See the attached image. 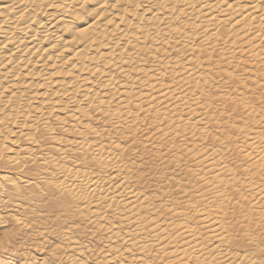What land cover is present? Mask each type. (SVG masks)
Segmentation results:
<instances>
[{
    "label": "bare ground",
    "instance_id": "bare-ground-1",
    "mask_svg": "<svg viewBox=\"0 0 264 264\" xmlns=\"http://www.w3.org/2000/svg\"><path fill=\"white\" fill-rule=\"evenodd\" d=\"M0 163L68 264H264V0H0Z\"/></svg>",
    "mask_w": 264,
    "mask_h": 264
},
{
    "label": "rangeland",
    "instance_id": "rangeland-1",
    "mask_svg": "<svg viewBox=\"0 0 264 264\" xmlns=\"http://www.w3.org/2000/svg\"><path fill=\"white\" fill-rule=\"evenodd\" d=\"M145 170L148 187L155 189V182L161 174L153 163L147 164ZM0 171L18 179L31 175L27 167L14 171L2 163ZM174 173L178 177L184 175L183 172ZM183 180L186 181V177ZM169 189L171 195H178L174 186ZM57 198L43 183L39 192L24 191L11 196L0 193V264H68L62 250L61 228L69 217L57 206L54 208ZM18 219L23 220L26 226H20ZM81 236L85 241L91 238L87 233H81ZM90 260L95 262L93 257Z\"/></svg>",
    "mask_w": 264,
    "mask_h": 264
}]
</instances>
